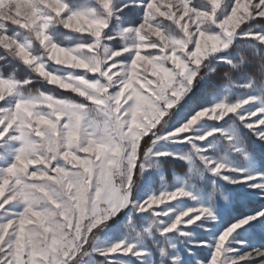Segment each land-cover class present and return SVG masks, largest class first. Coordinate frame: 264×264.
Returning <instances> with one entry per match:
<instances>
[{"label":"snow or ice","instance_id":"snow-or-ice-1","mask_svg":"<svg viewBox=\"0 0 264 264\" xmlns=\"http://www.w3.org/2000/svg\"><path fill=\"white\" fill-rule=\"evenodd\" d=\"M0 264H264V0H0Z\"/></svg>","mask_w":264,"mask_h":264},{"label":"rangeland","instance_id":"rangeland-1","mask_svg":"<svg viewBox=\"0 0 264 264\" xmlns=\"http://www.w3.org/2000/svg\"><path fill=\"white\" fill-rule=\"evenodd\" d=\"M8 70H11V68H9ZM251 71L255 72V73L257 74V77L259 78V68H258L257 65H253L252 68H251ZM19 75L24 76V75H26V73L24 72L23 69H21L20 72H19ZM252 119L254 120L255 118H252ZM259 152H261V149L257 148V153H258V155H259ZM175 169H176V172H177L178 174H182L183 171L185 170L184 166L181 165V164H179V166H178L177 168L175 167ZM167 175H168L169 180H173V179H174V176L172 175L171 170H169V172L167 173ZM157 186H158V185H157ZM260 203H261V201H260L258 198H257V199H253V200L251 201L252 206H258ZM198 255H199L201 258H203L204 256L207 255V253H206V251H204V250H200V251L198 252Z\"/></svg>","mask_w":264,"mask_h":264},{"label":"trees","instance_id":"trees-1","mask_svg":"<svg viewBox=\"0 0 264 264\" xmlns=\"http://www.w3.org/2000/svg\"><path fill=\"white\" fill-rule=\"evenodd\" d=\"M261 152H259V154H260ZM179 166V164H177V165H175V167L177 168Z\"/></svg>","mask_w":264,"mask_h":264}]
</instances>
